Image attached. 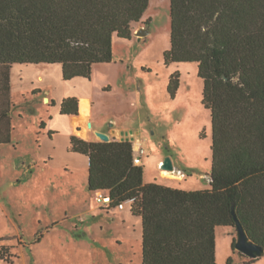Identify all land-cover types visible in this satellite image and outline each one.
Listing matches in <instances>:
<instances>
[{"label":"trees","instance_id":"obj_1","mask_svg":"<svg viewBox=\"0 0 264 264\" xmlns=\"http://www.w3.org/2000/svg\"><path fill=\"white\" fill-rule=\"evenodd\" d=\"M148 3L0 0V86L8 103L2 143L11 142L12 64L60 63L64 79L90 78L94 64L112 60L114 35L132 37ZM163 60L197 63L201 103L210 113L209 186L183 190L145 182L130 140L71 135V151L88 157V190L108 196L107 207L128 204L141 218L142 264H216L215 228H235L233 210L249 239L264 247V0H170ZM178 84L175 72L171 96ZM78 111L76 96L61 101V114ZM5 252L0 246V260L13 264Z\"/></svg>","mask_w":264,"mask_h":264},{"label":"rangeland","instance_id":"obj_2","mask_svg":"<svg viewBox=\"0 0 264 264\" xmlns=\"http://www.w3.org/2000/svg\"><path fill=\"white\" fill-rule=\"evenodd\" d=\"M140 28L148 34L137 36ZM132 29L130 39L113 36L112 60L94 64L88 79L64 81L53 67L40 82L42 92L33 94L34 72L21 81L14 73L13 142L0 145V246L7 247L4 256L13 264H142L141 218L128 204L111 208L96 201L87 188L86 158L70 149L67 120L59 121L62 129L54 137L42 132L53 98L91 94L103 133L118 122L128 127L133 151L140 146L146 152L145 182L183 190L209 186L210 113L201 103L197 63L163 60L170 46V0H149ZM175 72L179 84L171 96L169 77ZM88 107L81 99L82 116ZM166 157L184 171L183 179L161 170L159 161ZM215 236L216 264H227L229 257V264H264V254L250 258L232 246L234 227L217 226Z\"/></svg>","mask_w":264,"mask_h":264},{"label":"crops","instance_id":"obj_3","mask_svg":"<svg viewBox=\"0 0 264 264\" xmlns=\"http://www.w3.org/2000/svg\"><path fill=\"white\" fill-rule=\"evenodd\" d=\"M16 67V68H15ZM31 67V68H29ZM55 67L57 72H61L62 75V66L60 63H15L11 65L10 68V100H11V106H10V121H11V142L9 143H2V140L6 139L8 136V122H7V115H8V103H7V91L6 89L2 92L1 86H0V145H7L11 144L13 142V115H12V109H13V101H12V91H13V86H14V73L16 74L18 78V81L21 80H28V73L31 74V72H34V74H31V78L35 77L37 79L36 83H33L31 85L32 88V93L33 94H38L42 92V88L40 87L42 82L45 78V75L48 73L52 72L51 68ZM34 68V69H32ZM14 69H16V72H14ZM30 71V72H29ZM51 74V73H50ZM30 78V79H31ZM75 78H85L81 76L74 77L72 79L66 80L63 78L64 81H71ZM88 79V78H85ZM19 83V82H18ZM46 93H51V90L49 88L45 89ZM68 96H73L72 94L68 95H61L58 99L53 98L54 105L53 110L51 112V117L48 122H46L44 119L42 122H44V125L42 126V132L45 134L47 133L48 135H51L54 137L62 127L60 126V120H67V127L65 126L64 129L67 131V136L69 138L70 142V136L73 134H77L83 139L87 141H95V133L94 131H101L102 128V121L100 118L94 117V102L92 101V96L91 94L83 93V94H78L76 97L78 98V105H79V115H68V114H61L60 113V103L61 101ZM52 98L45 96L44 101H48V103L52 102ZM81 99L88 101L89 107H88V113L87 116H82L80 113V101ZM87 122L91 123V127L89 128L87 126ZM117 125H111L112 128L109 129L106 134L109 135L110 139H116L120 140V138L117 136V134H120L121 131H126L128 130V127L123 126L120 122L116 123ZM73 125V129H72ZM99 129V130H97ZM104 132V131H101ZM132 139L134 136H130ZM138 145V144H137ZM138 147V146H137ZM83 156L86 158V178H87V172H88V157L83 154ZM160 162V161H159Z\"/></svg>","mask_w":264,"mask_h":264},{"label":"water","instance_id":"obj_4","mask_svg":"<svg viewBox=\"0 0 264 264\" xmlns=\"http://www.w3.org/2000/svg\"><path fill=\"white\" fill-rule=\"evenodd\" d=\"M149 30L148 28H140L135 32L137 36H144L148 34ZM79 115V112L77 113V116ZM87 126L90 128L91 123L87 122ZM95 135L99 137L101 141H109L110 137L108 134L100 132V131H94ZM129 133H132V131H121V137L120 140H129L132 139V137H129ZM162 169L166 170H172L173 169V163L171 158L166 157L163 159L161 164ZM233 217H234V226L237 232V238L234 243V247L241 252L242 254L250 257V258H257L259 256H262L264 254V247L258 243L253 242L249 239L247 233L245 232L242 224L238 220L234 210Z\"/></svg>","mask_w":264,"mask_h":264},{"label":"built area","instance_id":"obj_5","mask_svg":"<svg viewBox=\"0 0 264 264\" xmlns=\"http://www.w3.org/2000/svg\"><path fill=\"white\" fill-rule=\"evenodd\" d=\"M146 155V152L145 150L138 146L137 147V150L134 152V156H133V161L135 164H142V159L143 157ZM160 167H161V164H162V161H160ZM161 170H166V169H161ZM169 172V176L173 179H183L185 177V173L184 171H182L181 169L179 168H175L173 167L172 170H166ZM96 201L103 204V205H108L109 202H110V198L108 196H105L103 195L102 192H99L96 194ZM120 208H124V203H121L119 205Z\"/></svg>","mask_w":264,"mask_h":264},{"label":"bare ground","instance_id":"obj_6","mask_svg":"<svg viewBox=\"0 0 264 264\" xmlns=\"http://www.w3.org/2000/svg\"><path fill=\"white\" fill-rule=\"evenodd\" d=\"M168 175H169V172L167 171Z\"/></svg>","mask_w":264,"mask_h":264}]
</instances>
